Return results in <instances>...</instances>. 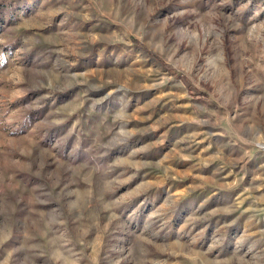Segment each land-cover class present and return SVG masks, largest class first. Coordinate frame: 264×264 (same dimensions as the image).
I'll return each mask as SVG.
<instances>
[{
    "label": "rangeland",
    "instance_id": "1",
    "mask_svg": "<svg viewBox=\"0 0 264 264\" xmlns=\"http://www.w3.org/2000/svg\"><path fill=\"white\" fill-rule=\"evenodd\" d=\"M0 264H264V0H0Z\"/></svg>",
    "mask_w": 264,
    "mask_h": 264
}]
</instances>
